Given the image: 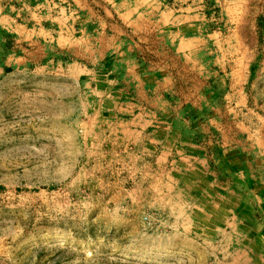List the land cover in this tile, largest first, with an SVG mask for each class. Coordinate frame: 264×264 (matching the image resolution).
Segmentation results:
<instances>
[{
  "label": "rangeland",
  "instance_id": "374dc122",
  "mask_svg": "<svg viewBox=\"0 0 264 264\" xmlns=\"http://www.w3.org/2000/svg\"><path fill=\"white\" fill-rule=\"evenodd\" d=\"M153 1L2 0L0 264H264V0Z\"/></svg>",
  "mask_w": 264,
  "mask_h": 264
},
{
  "label": "crops",
  "instance_id": "0c3cea01",
  "mask_svg": "<svg viewBox=\"0 0 264 264\" xmlns=\"http://www.w3.org/2000/svg\"><path fill=\"white\" fill-rule=\"evenodd\" d=\"M18 1L23 2V5L25 6L26 4H39L42 6V4L47 3L48 0H9V4L13 3L15 6ZM65 0H55V3H63ZM75 4L78 6H81V9L86 11L87 13H92V9L89 7L90 4L93 3L95 0H73ZM156 2V0H154ZM153 1V2H154ZM161 0H157V3L160 4ZM0 16H2L3 13L6 11V6L3 7L2 0H0ZM97 2H103L107 5H111L113 7V10L115 14L117 15L116 18L118 20H134L136 18L139 19L140 14L138 12H135V0H97ZM19 4V3H18ZM39 8V7H38ZM29 10H32L31 7H28ZM16 8H13V11H15ZM138 14L136 17L135 15ZM143 17V16H142ZM145 20V18H143ZM206 155V153H204ZM259 180V179H258ZM256 181V180H255ZM258 183V182H256ZM258 191L256 192V196L259 199V202L262 203L261 209L264 210V181L263 183H260V186L257 188ZM255 196V197H256ZM263 196V197H262Z\"/></svg>",
  "mask_w": 264,
  "mask_h": 264
}]
</instances>
